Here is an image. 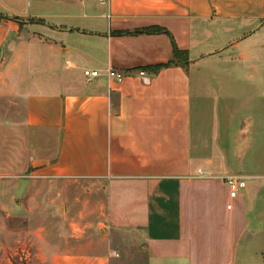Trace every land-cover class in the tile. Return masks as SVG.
I'll return each instance as SVG.
<instances>
[{
	"label": "crops",
	"instance_id": "crops-1",
	"mask_svg": "<svg viewBox=\"0 0 264 264\" xmlns=\"http://www.w3.org/2000/svg\"><path fill=\"white\" fill-rule=\"evenodd\" d=\"M0 174L43 264H264V0H0Z\"/></svg>",
	"mask_w": 264,
	"mask_h": 264
},
{
	"label": "rangeland",
	"instance_id": "rangeland-1",
	"mask_svg": "<svg viewBox=\"0 0 264 264\" xmlns=\"http://www.w3.org/2000/svg\"><path fill=\"white\" fill-rule=\"evenodd\" d=\"M80 73L83 75V70ZM23 177L21 175L0 174V199L2 194L11 189L9 190L10 193L16 196L18 202V191L12 189L14 185L22 182ZM4 182L9 183L10 186L3 188ZM0 215H3V211H0ZM34 229V224L19 222L17 217H10L4 222H0V264H43L40 257L35 253L34 247L31 246L30 231H34ZM25 234L27 236L26 242L23 240Z\"/></svg>",
	"mask_w": 264,
	"mask_h": 264
},
{
	"label": "trees",
	"instance_id": "trees-1",
	"mask_svg": "<svg viewBox=\"0 0 264 264\" xmlns=\"http://www.w3.org/2000/svg\"><path fill=\"white\" fill-rule=\"evenodd\" d=\"M161 33L168 34V32L165 31L164 29L157 28V27H151V28H146V29H142V30H136L133 32H114L113 35H132V34L138 35V34H161ZM185 61H186L185 53L179 51L172 41V58H171V60L168 61V63H166L162 66L155 67L153 69H154V71H158L159 69L167 68V67H170L172 65L182 66L183 63H185Z\"/></svg>",
	"mask_w": 264,
	"mask_h": 264
},
{
	"label": "built area",
	"instance_id": "built-area-1",
	"mask_svg": "<svg viewBox=\"0 0 264 264\" xmlns=\"http://www.w3.org/2000/svg\"><path fill=\"white\" fill-rule=\"evenodd\" d=\"M83 75L87 78H91V77H96L98 75V72L97 71H84L83 72ZM141 76L144 75V73H140ZM110 76L112 77H116L117 80H120L121 79V76L119 74H115L113 72H110ZM227 187H228V190H229V197L231 199H234L236 198L240 191L244 188V182L242 179H239V178H234V177H228V178H225L224 179ZM227 208H230V206H228Z\"/></svg>",
	"mask_w": 264,
	"mask_h": 264
}]
</instances>
